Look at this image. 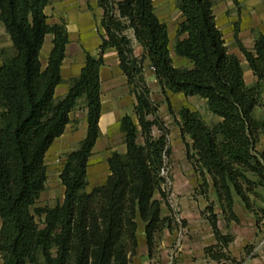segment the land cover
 Segmentation results:
<instances>
[{
    "label": "trees",
    "instance_id": "1",
    "mask_svg": "<svg viewBox=\"0 0 264 264\" xmlns=\"http://www.w3.org/2000/svg\"><path fill=\"white\" fill-rule=\"evenodd\" d=\"M104 34L97 55L86 53L79 77L68 94L55 99L69 43L65 25L50 26L48 0H0V22L14 54L0 65V259L3 264H132L139 224L152 255L156 234L170 228L163 217L167 204L165 171L171 155L168 130L159 117L144 77L149 63L163 95L168 92L206 101L217 122L207 124L198 112L183 108L178 127L186 156L207 195L213 188L227 223H239L236 200L254 211L251 197L264 189V120L254 118L263 106L264 36L254 48L236 43L257 78L248 87L240 60L231 54L217 27L213 0H178L181 14L171 55L168 26L156 14L153 0H97ZM142 47L135 56L133 39ZM47 35L53 47L46 68L41 51ZM186 35V38L181 39ZM108 49L117 53L136 104L120 122L126 153L112 152L106 182L87 192L89 159L100 137L101 69ZM87 101L88 129L79 148L66 156L60 180L61 204L39 207L46 190V155L66 130L79 99ZM159 134L156 135L154 130ZM187 138L189 141H187ZM142 143H139V140ZM250 176H254L253 180ZM217 244L205 249L215 262L233 261L230 235H222L218 216L207 207ZM40 218L41 224L36 218ZM261 218H257L260 225ZM253 245L246 247L249 252Z\"/></svg>",
    "mask_w": 264,
    "mask_h": 264
},
{
    "label": "crops",
    "instance_id": "2",
    "mask_svg": "<svg viewBox=\"0 0 264 264\" xmlns=\"http://www.w3.org/2000/svg\"><path fill=\"white\" fill-rule=\"evenodd\" d=\"M213 2L217 27L223 34L229 52L240 60L246 85L252 87L256 84L257 78L240 51L235 40V34L246 49L252 50L254 48L256 36H264V0H213ZM45 14L50 26L65 25L68 33L69 43L66 46V57L61 68L63 82L55 90V99L60 100L68 94L70 81L81 74L85 66L86 53L95 56L99 51L102 43L101 35L104 34V29L101 26L102 10L99 9L97 0H48ZM163 23L166 24L167 22L164 21ZM177 28L178 24L173 33L168 28L171 55L174 64L181 63L189 67V61L176 57L173 52ZM130 36L136 48L135 53L138 51L141 56L142 47L137 44L132 33ZM184 38L186 35L182 36L181 39ZM52 42L53 36L47 35L41 51L43 68L47 66V60L53 47ZM104 60L105 65L101 69L100 137L92 151L88 168V182L91 186V183L101 184L107 180L110 174L107 160L112 152L123 155L126 153L124 136L120 131V122L124 116L133 114L136 104L132 88L120 69L115 50L108 49L104 54ZM152 74H154L153 70ZM257 110L258 108L255 109L254 114ZM207 113L210 119H215L208 110ZM87 115V101L85 98H81L70 114L71 122L67 125L65 133L55 141L47 152L46 165L47 168L51 166L47 171L48 177L50 169H60L61 172L66 155L79 148L88 129ZM91 176L93 182L90 180ZM184 180V184L182 181L179 182L180 186H176V182L174 183L172 194V198L180 206L179 218L186 221L184 228L172 233L168 230L165 231L164 239L155 244L152 255H149L144 225L140 223L138 248L132 264H264V227H261V222L260 225H257V218H261V216L255 211V207L258 206L262 208L264 213V189L258 188V197H251L255 206L254 211H249L240 199L236 200L234 213L239 219V223H227L221 216L222 211H215L221 234L233 237V241L228 247V255L233 261L218 263L211 260L205 252L206 248L217 244L213 228L202 214L207 207V202L201 196L193 197L186 186L190 184L191 180ZM59 181L61 182L60 177ZM181 185L186 186L184 191H179ZM62 188L61 203L65 192V188ZM89 191L87 187V192ZM249 245H253V248L247 252L246 247Z\"/></svg>",
    "mask_w": 264,
    "mask_h": 264
},
{
    "label": "rangeland",
    "instance_id": "3",
    "mask_svg": "<svg viewBox=\"0 0 264 264\" xmlns=\"http://www.w3.org/2000/svg\"><path fill=\"white\" fill-rule=\"evenodd\" d=\"M177 1L178 0H154L156 14L163 22L164 21L167 22L166 25L168 26L169 31L171 33H173L175 26L180 23L179 21H181V14L177 9ZM134 49H136L135 46ZM13 54H14V50L12 48L10 39L6 34V31L2 23L0 22V64L6 59L12 57ZM135 56L140 58L138 51L135 53ZM174 65L179 68L187 67L186 64H181V63H175ZM144 77L151 90L152 100L159 105V117L169 132L168 140H169V146L171 148V155L167 160V170L165 171L167 184L165 185L164 189L167 193V204L163 205L164 208L163 217L170 218V228L164 229L160 233L156 234L155 237L157 244L164 239L166 233L165 231L168 230L170 233L174 231H179L180 228H184V224L186 223V221L179 218L178 215L180 214V206L178 205L177 201L172 198V194L174 192L173 186L175 182H176L175 183L176 186H180L179 183L180 181H182V183L184 184L185 181L184 179L187 180L190 179L191 180L190 184L186 186L188 187V191L192 193V196L203 197L207 202V207L211 205L215 211L216 210L221 211L219 201L217 199V196L213 188L210 189L209 193L206 196L201 193L200 190V184L202 183L201 178L199 177V175H197L194 172L192 165L187 160L186 145L184 140L182 139L180 129L178 127V123L180 121L179 112L183 108H188L193 112H198L207 124L217 122V120L210 119L209 114L207 113L206 102L202 99L186 98L182 94H172L169 92L167 96L163 95L162 90L159 87L154 74H152V68L150 67V65H147V63L145 64ZM254 118L258 121L264 120V93H263V106L258 108L256 113L254 114ZM154 132L156 135L159 134L157 129H155ZM187 141H189L188 138ZM139 143H142L141 139L139 140ZM263 146H264V138L263 136H261L260 142L258 144V149L261 151L263 149ZM50 167L51 166H48V168ZM59 172L60 169H54V170L50 169L49 177H48L49 182L47 183V188L44 194L40 197L37 206L53 207L61 203L63 196L62 194L63 185L59 181V177H58ZM250 177L253 180H256L254 176H250ZM90 180L93 182L92 176ZM104 183L101 184L91 183L92 186L89 184L88 191L91 189V187H93L92 188L93 190L96 187L102 186ZM186 186L185 185L182 186L179 191H184ZM207 207L202 212V214L204 216V219L208 222L207 219L209 214L206 212ZM255 211H257V213L261 216V223H262L261 227H264V213L262 212V208L256 206ZM36 220L38 223L41 224L40 218L37 217ZM0 264H3L1 259H0Z\"/></svg>",
    "mask_w": 264,
    "mask_h": 264
}]
</instances>
